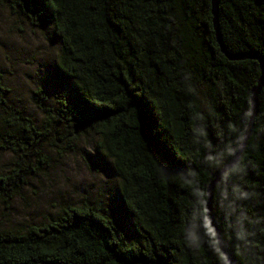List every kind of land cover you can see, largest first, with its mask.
I'll return each mask as SVG.
<instances>
[{
	"label": "trees",
	"instance_id": "16d2710c",
	"mask_svg": "<svg viewBox=\"0 0 264 264\" xmlns=\"http://www.w3.org/2000/svg\"><path fill=\"white\" fill-rule=\"evenodd\" d=\"M57 43L55 93L40 117L0 81V202L59 154L94 136L116 205L81 197L39 223L0 229V264H229L206 217L207 187L239 150L261 74L229 59L211 0H0ZM222 43L264 63V0H218ZM69 89V91H67ZM110 200V198H108ZM107 200V202H108ZM234 264H264V84L250 136L212 194Z\"/></svg>",
	"mask_w": 264,
	"mask_h": 264
},
{
	"label": "rangeland",
	"instance_id": "374dc122",
	"mask_svg": "<svg viewBox=\"0 0 264 264\" xmlns=\"http://www.w3.org/2000/svg\"><path fill=\"white\" fill-rule=\"evenodd\" d=\"M56 51L57 43L49 29L32 27L21 16L0 6V81L8 89V99L34 118L41 115L36 104L39 92H35L41 89L52 100L56 90ZM94 141V136L87 134L62 154L49 148L47 165L28 179L10 205L0 202V229L45 221L60 205L77 203L83 196L100 198L114 207L116 198L110 196L116 179L96 166ZM11 161L10 153H0V172L10 167Z\"/></svg>",
	"mask_w": 264,
	"mask_h": 264
},
{
	"label": "water",
	"instance_id": "95a60500",
	"mask_svg": "<svg viewBox=\"0 0 264 264\" xmlns=\"http://www.w3.org/2000/svg\"><path fill=\"white\" fill-rule=\"evenodd\" d=\"M211 13H212V22H213V27L215 30V34H216V39L217 42L221 48V51L229 58L232 60H239V59H245V58H256L260 61V66H261V74L259 76V79L256 83V85L252 88L251 90V107H250V115H249V121L248 124L246 126L245 132H244V136H243V140H242V144L239 148V150L237 151V153L235 154V156L230 159L220 170H218L215 173V177L214 179L209 183L208 187H207V201H206V206H205V211H206V217L216 235L217 238V242L219 244V247L222 251V253L224 254V256L226 257L227 261L229 264H234V260L232 259L231 255L228 253L225 244L222 240L221 234H220V230L218 228L215 216L213 214V210H212V194H213V189L215 187V185L218 183L220 177L222 176L223 173H225L227 170H229L234 163L236 162V160L239 158L249 136L252 130V127L254 125V119L255 116L257 114V100H258V95L261 91V88L264 84V63L261 59V57H259V55L255 54V53H230L226 50V48L224 47L223 43H222V39H221V35H220V30H219V21H218V0H211Z\"/></svg>",
	"mask_w": 264,
	"mask_h": 264
}]
</instances>
